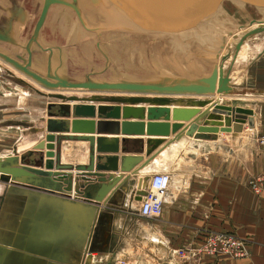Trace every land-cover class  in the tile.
<instances>
[{"label": "crops", "instance_id": "obj_1", "mask_svg": "<svg viewBox=\"0 0 264 264\" xmlns=\"http://www.w3.org/2000/svg\"><path fill=\"white\" fill-rule=\"evenodd\" d=\"M1 18L4 20L3 15ZM3 20L0 31L8 32L10 29ZM17 30L19 31V28ZM259 37L264 38V34L257 36ZM260 40L252 41L254 43L246 41L248 48L243 52L239 50L237 55L231 50L235 46H230L232 57L230 63L228 61L225 63L224 68V75L230 79L229 87L232 89L230 95L215 94L208 97H192V99L178 97L185 102L192 100L211 102L201 109L202 113L208 110L210 116L214 108L222 102L243 103L244 106L238 107L251 110L253 116H248L247 121L239 125V132L233 131L235 124L233 122L229 132H222V128H219L220 132L208 135L209 139L190 138L180 130L177 135H180L181 139L174 141L173 135L165 138V143L156 151L161 153L154 160L145 155V150L142 149L143 143L145 147L147 140L163 138L100 135L108 139H119V171L113 175L124 178L114 189L113 195L108 197L109 200H105L98 207L95 206L99 210V220L96 224L97 232L91 239L88 249L85 248L86 241L83 237L86 236V229L93 218L91 209L81 205L85 209L84 214L77 205H69L72 200L66 195H51L28 190L26 193L19 192V195L9 196L7 193L4 194L6 185L2 183H0L2 192L0 194L5 196V207L0 218V233L3 224L6 223L8 229L4 238L1 237L3 233L0 234L1 240L18 242L19 226L21 224L23 226L24 220L29 219L34 225L39 226L38 213L43 210L44 214H51V221L56 223L53 227L43 224L42 229L48 232L47 237L45 233L33 237V246L35 247L37 239L47 240L49 248L46 250L50 258L36 254L33 256L47 260L46 264H264V194H255L248 185L250 179L264 176V149L258 145V137L264 134V43ZM242 47L244 45L240 49ZM228 52L229 49L226 54ZM3 69L0 65V72H3ZM6 74L10 75L9 72ZM22 89L24 88L21 86L16 87L13 91L9 89L10 92L3 94L4 97H8L5 103L9 109L10 106L17 107L13 112L26 111L25 108L28 107L30 114L29 117L20 115L18 118L20 120H16V126H10L12 129H18L20 134L12 147L4 144L0 148V157L14 152L21 155L30 151L45 135L42 131L46 127L48 103L44 111L40 108L44 100H49L39 92H35L36 90L33 91L34 89L30 88L28 94ZM96 95L90 94V96ZM172 109L173 106L170 107L171 111ZM214 116L223 120V124L227 118L225 115ZM25 118L29 119L25 121ZM207 118L206 116L200 122V126L205 124ZM249 119H252L254 128H249ZM95 120H98V117ZM170 124H174L172 120ZM179 124L186 129L191 123ZM223 126L225 127V124ZM26 135L37 136V141H29L27 148H24ZM124 139L126 142L122 143ZM64 143L82 145L86 155L83 160L71 162H63L61 157L63 164L74 166L88 164L89 143ZM126 145L128 150L122 153ZM123 156L143 157V161L133 173L122 174L120 159ZM149 161L150 163L146 165ZM169 163L171 166H168ZM160 171L170 176V186L164 199L163 211L160 219L145 220L139 216L141 202L134 199L135 186L142 183L147 191L151 175ZM130 181L135 182V185L129 186ZM80 201L86 205L93 204L82 199ZM74 226L78 239L83 243L82 250L78 254H74L71 250ZM57 231L60 233L57 234ZM216 233L232 234L243 239L250 256L236 260L227 256L211 257L203 253L201 247L206 239ZM63 236V249L60 248L59 252L53 250L57 243L62 241ZM7 247L10 250L16 249L9 245Z\"/></svg>", "mask_w": 264, "mask_h": 264}, {"label": "water", "instance_id": "obj_2", "mask_svg": "<svg viewBox=\"0 0 264 264\" xmlns=\"http://www.w3.org/2000/svg\"><path fill=\"white\" fill-rule=\"evenodd\" d=\"M74 1L78 3L77 0H72V3L63 0H44V6L35 28L32 43H37L36 39L39 31L48 10L53 4H64L73 8L83 23L81 12ZM110 1L125 13L134 31L152 35H169L181 34L196 26L197 21L202 19L210 9L213 10L221 0ZM9 31L11 32V30ZM9 31H0V42L10 40ZM241 46L242 44H239L236 51ZM221 49H224V47L222 46ZM27 51H29V48H27ZM0 59L52 92L80 91L96 94L129 95L128 99L96 95L91 97L88 102L84 101L73 106H71V103L76 101L77 98L75 97L70 98L61 94L51 96L54 100L63 102L48 104L46 127L42 131L45 134L44 138L30 151L21 155L14 152L0 158V183L6 185L4 194L15 196L19 195V192L26 193L31 190L51 195H66L72 200L69 205L78 206L80 204L92 210L93 218L86 229V236L83 237L86 241V249L89 248L91 239L97 232L96 224L99 220V210L96 207L105 200L110 199L108 197L113 195L114 189L124 178L123 176L118 175L115 177L113 175L119 171V139H108L100 135L163 138L147 140L145 147L143 143L142 149L145 150V155L154 160L161 153L156 151L165 143V138L173 135L174 141L181 139V136L177 135L180 130H183V133L190 138L209 139L208 135L218 134L220 132L219 128H222V132H229L232 122L235 123L233 131L239 132V125L245 123L248 116H253L251 110L238 107L244 106L240 102H222L217 107L214 105L213 114L210 116L208 110L202 113L201 109L210 105L211 102L186 101L177 105V100H174L175 97H190L192 99V97H208L215 94L230 95L232 90L229 87L230 79L224 75V62L229 59L227 54L221 58L219 57L220 63L213 69L209 77L199 79L163 78L148 83H131L125 80L113 83H94L87 77L85 82L75 83L66 79L53 78L57 80V83L49 84L39 74L29 72L26 67L20 66L10 57L0 53ZM171 106H173L172 111L170 110ZM229 106L231 108H228ZM214 115H225L227 117L224 120L225 127L223 126V120ZM197 116L199 118H196ZM206 116L208 118L205 124L200 126V122ZM97 117L98 120H95ZM171 120L174 124H170ZM179 123L191 124L185 129ZM248 125L249 128H254L252 119H249ZM63 142L89 143L88 164L76 166L63 164L59 151V147ZM125 142V139L122 140V143ZM127 150L128 145L124 146L121 152L126 153ZM120 161V172L129 174L134 172L136 167L143 161V157L123 156ZM147 180L145 181L147 182ZM130 183L129 186L135 185L133 181H130ZM4 194L0 197V218L5 207ZM145 195L146 186L142 183L136 185L135 201L141 202ZM79 198L93 204H83ZM32 209L29 211L30 214ZM50 215L49 213L44 214L43 210H40L38 213L39 226L34 225L31 219L24 220V225L21 224L18 228V236L20 237L18 242L12 240L2 241L0 238V264H35L38 262V264H45L47 260L34 257L33 254L43 258H50V256L47 253L36 251L33 246V237L43 235L42 232L48 234L42 229L43 224L53 227L56 223V221H51ZM2 226L1 233L3 234L1 237L4 238L8 225L5 223ZM8 245L16 249L10 250L7 247ZM10 254L12 255L9 258Z\"/></svg>", "mask_w": 264, "mask_h": 264}, {"label": "rangeland", "instance_id": "obj_3", "mask_svg": "<svg viewBox=\"0 0 264 264\" xmlns=\"http://www.w3.org/2000/svg\"><path fill=\"white\" fill-rule=\"evenodd\" d=\"M66 1L72 3V0ZM43 6L44 0H0V24H3L1 22L3 20L1 15H3L6 27L12 30L10 40L0 42V44L2 43L0 53L10 57L20 66L26 67L29 72L39 74L49 84L57 83V80L53 78L66 79L73 83L85 82L87 77L94 83H113L121 80L131 83H148L163 78L199 79L204 78L201 74L209 71V60H213L216 54H218L215 56L216 60L223 57L230 46H235L231 50L237 55L239 52L236 53V46L239 43L248 46L247 42L254 43L252 41H258V39L264 43L263 37L257 38L264 34V31L254 36L249 35L251 32L244 33L245 28L259 20L262 21L261 24L253 31L264 29V0H221L213 10L210 9L202 19L197 21L196 26L181 34L169 35H152L114 29L109 22L104 21L101 14L97 13L98 10L90 8L91 6L88 5L84 6V13L78 6L82 16L84 18L86 16V22L84 21L83 24L73 8L53 4L39 31L37 43H32L36 23H38ZM87 14L93 16L94 19H89ZM28 15L31 16L30 20H28ZM16 22L21 23L19 24L21 29L15 25ZM26 22L27 25H25ZM243 39H246L247 42L241 43ZM217 41L224 44H222L224 50H218L219 52L216 53L215 48L221 49L222 46H212L214 53L208 46H211V43L216 45ZM230 60L231 58H229ZM0 65L4 68V71L0 72V148L4 144H8L9 147L13 146L20 131L12 129L10 126H16V120H20L18 119L20 115L29 117L30 114L28 107L25 108L26 111L20 110L19 112H13V109L17 107L11 108L12 106H10V109L7 107L5 102L8 97H4L3 94L10 92L9 89L13 91L16 87L21 86L24 88L22 90L25 91V94H28L31 89L36 90L35 92H39L49 100L43 99L44 102L40 108L43 111L46 103L63 102L51 97L56 94L77 98L71 103V106L80 101L88 102L93 97L90 96L93 93L89 92L49 91L3 60L0 61ZM108 94L99 93L97 95L129 98L127 95ZM14 98H16L15 95ZM179 98H174L177 100V105L185 102ZM27 119L29 118H25V121ZM25 139L24 148H27L29 141H37V136L26 135ZM59 151L63 162L80 161L86 155L85 148L77 143L66 144L63 142ZM255 179L259 178L249 180V187L250 182ZM78 227L80 228V226ZM57 233L60 232L57 231ZM77 235L74 226L71 244L74 254L80 253L83 247V243ZM62 238L60 243H57L54 248L52 247L53 250L56 249L59 252L60 248L63 249L64 236ZM35 247L36 251L40 253H47L46 248H49L47 240L44 241V239H37Z\"/></svg>", "mask_w": 264, "mask_h": 264}, {"label": "built area", "instance_id": "obj_4", "mask_svg": "<svg viewBox=\"0 0 264 264\" xmlns=\"http://www.w3.org/2000/svg\"><path fill=\"white\" fill-rule=\"evenodd\" d=\"M258 145L264 149V135L258 137ZM170 186L167 173H153L150 177L146 195L142 198L139 216L145 220H158L161 217L164 199ZM251 190L255 194L264 192V176L250 182ZM201 251L208 256H227L241 260L250 256L246 242L232 234L216 233L209 236L201 247Z\"/></svg>", "mask_w": 264, "mask_h": 264}, {"label": "bare ground", "instance_id": "obj_5", "mask_svg": "<svg viewBox=\"0 0 264 264\" xmlns=\"http://www.w3.org/2000/svg\"><path fill=\"white\" fill-rule=\"evenodd\" d=\"M63 1H66V0H63ZM75 2V5L78 7H80V8H82V10L84 9V6L85 5H88L90 8H94V9H96V10H98V12L97 13H99V14H101L103 17H104V21L105 22H109V24L111 25V26H113V28L115 29H123V30H128V31H130V32H138V31H134V29L132 28V26H131V24H129V18L125 15V13L122 11V10H120V9H118L110 0H77V2L78 3H76V1H74ZM16 4V3H15ZM60 6H64L65 7V5L64 4H60ZM67 7V6H66ZM22 8V7H21ZM68 8H70V7H68ZM23 9V8H22ZM72 9V8H71ZM83 13H84V10H83ZM88 15V14H87ZM29 17H28V20H30V15H28ZM81 17H82V19H83V22L85 21L86 22V16H85V18H84V16H82V14H81ZM87 17H89V19H94V17L93 16H90V14L87 16ZM129 20V21H128ZM2 22V21H1ZM261 20H259V21H257V22H254V23H252L251 24V26H249V27H247V28H245V30H244V33H246V34H249L250 32V36H254V35H256V34H258V33H261V32H263L264 31V29H262V30H258V31H253V30H255V29H257L256 27H259V25L261 24ZM19 24H21V23H15V25H17L20 29H21V25H19ZM37 24V23H36ZM0 25H2L3 26V24H0ZM25 25H27V22H26V24ZM255 28V29H254ZM91 29V28H90ZM253 31V32H252ZM53 32V31H52ZM138 33H143V32H138ZM246 39H243L242 41H241V43H244V42H246L245 41ZM201 41V40H200ZM214 41V40H213ZM205 43H206V41H205ZM204 43V44H205ZM222 42L221 41H217V44L216 45H212V43L210 44L211 46H208L209 48H212L211 50L213 51V47L212 46H222ZM240 44V43H239ZM224 45V44H223ZM214 47V48H215ZM248 46H244V47H242V49H241V51H239V52H243L244 50H246V48H247ZM226 48V47H225ZM236 49H237V46H236ZM98 50H101V49H98ZM215 52L217 53V51L219 50V51H223L222 49H220V48H218L217 47V49L215 48ZM60 51V50H59ZM218 51V52H219ZM238 51H236V53L238 52ZM214 52V51H213ZM214 52V53H215ZM213 54V53H212ZM231 54V50L229 49V52L227 53V55L229 56V58H231L230 55ZM105 55V54H104ZM216 55H218V54H216ZM215 55V56H216ZM224 55H226V54H224ZM60 56V55H59ZM116 56V55H115ZM215 56H214V58H213V60H209V71H207L206 73H204V74H202L201 76H203V77H209L211 74H212V72H213V69L215 68V67H217L218 66V64L220 63V60H219V58H218V60H216V58H215ZM102 57V56H101ZM105 57V56H104ZM59 59V58H58ZM212 59V58H211ZM54 61H56V60H54ZM107 61V60H106ZM227 61H229V59H227L225 62H224V67H225V63L227 62ZM105 63H107V62H105ZM107 68V67H106ZM211 68H213V69H211ZM105 69V68H104ZM103 69V70H104ZM102 71V70H101ZM100 71V72H101ZM100 72H98V73H100ZM64 73H66V72H64ZM96 73V72H95ZM200 76V77H201ZM202 78V77H201ZM71 95H72V93H70ZM94 94H96V93H94ZM102 94V93H101ZM73 95H75V94H73ZM77 95V94H76ZM128 99V98H127ZM81 102V101H80ZM80 102H77V103H75L74 105H76V104H78V103H80ZM180 104V103H179ZM73 106V105H72ZM187 151V150H186ZM170 154V153H169ZM172 154V153H171ZM167 156V155H166ZM0 158H4V157H0ZM170 161V160H169ZM62 162V161H61ZM158 162V161H157ZM170 164V163H169ZM156 165V164H155ZM161 165H163V164H161ZM168 165V164H167ZM168 166H171V164L170 165H168ZM175 166H176V164H175ZM156 168V167H155ZM160 168V167H159ZM171 168V167H170ZM164 169V168H163ZM174 169V168H173ZM156 171V170H155ZM158 171V170H157ZM162 171V170H161ZM164 171H165V169H164ZM172 171V170H171ZM159 173H165V172H159ZM168 174V173H167ZM169 175V174H168ZM170 177V176H169ZM75 206V205H74ZM77 208H79V210H81V212H83L84 214H85V209L81 206V205H78L77 206ZM85 216V215H84Z\"/></svg>", "mask_w": 264, "mask_h": 264}]
</instances>
